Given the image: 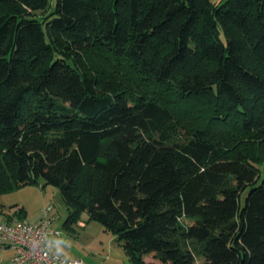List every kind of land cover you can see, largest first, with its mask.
I'll use <instances>...</instances> for the list:
<instances>
[{
	"label": "trees",
	"instance_id": "1",
	"mask_svg": "<svg viewBox=\"0 0 264 264\" xmlns=\"http://www.w3.org/2000/svg\"><path fill=\"white\" fill-rule=\"evenodd\" d=\"M47 5L0 0V194L42 179L134 264H264V0Z\"/></svg>",
	"mask_w": 264,
	"mask_h": 264
},
{
	"label": "rangeland",
	"instance_id": "2",
	"mask_svg": "<svg viewBox=\"0 0 264 264\" xmlns=\"http://www.w3.org/2000/svg\"><path fill=\"white\" fill-rule=\"evenodd\" d=\"M55 2L48 0L47 9L43 12L53 11ZM43 12L37 13L41 16ZM0 207L3 214H15L23 207L27 220L35 215L40 216L48 209L52 230L59 233L49 236L48 245L66 259H79L80 264H134L118 236L101 223L89 220L86 213H80L75 222L66 226L64 221L71 211L70 207L63 201L60 190L45 184L42 179L0 194ZM80 220L84 225L79 224ZM143 258L151 260L147 255ZM155 263L158 264V261Z\"/></svg>",
	"mask_w": 264,
	"mask_h": 264
},
{
	"label": "built area",
	"instance_id": "3",
	"mask_svg": "<svg viewBox=\"0 0 264 264\" xmlns=\"http://www.w3.org/2000/svg\"><path fill=\"white\" fill-rule=\"evenodd\" d=\"M51 234L59 233L52 230L48 209L33 221L0 212V264H80L49 247Z\"/></svg>",
	"mask_w": 264,
	"mask_h": 264
},
{
	"label": "crops",
	"instance_id": "4",
	"mask_svg": "<svg viewBox=\"0 0 264 264\" xmlns=\"http://www.w3.org/2000/svg\"><path fill=\"white\" fill-rule=\"evenodd\" d=\"M38 217H39L38 215H35V216H33L31 219H28V220L33 221V220H36ZM80 221H81V220H80ZM83 223H84V222H83Z\"/></svg>",
	"mask_w": 264,
	"mask_h": 264
}]
</instances>
